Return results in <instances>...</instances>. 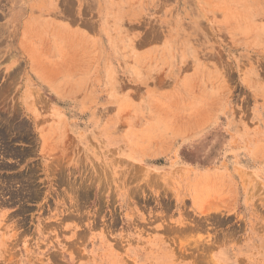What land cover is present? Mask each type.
<instances>
[{"label":"rangeland","instance_id":"374dc122","mask_svg":"<svg viewBox=\"0 0 264 264\" xmlns=\"http://www.w3.org/2000/svg\"><path fill=\"white\" fill-rule=\"evenodd\" d=\"M0 264H264V0H0Z\"/></svg>","mask_w":264,"mask_h":264}]
</instances>
